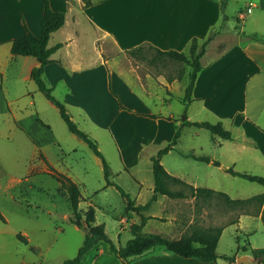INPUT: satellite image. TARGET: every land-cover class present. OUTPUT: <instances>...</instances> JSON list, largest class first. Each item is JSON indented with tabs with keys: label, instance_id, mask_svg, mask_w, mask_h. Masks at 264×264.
<instances>
[{
	"label": "crops",
	"instance_id": "0c3cea01",
	"mask_svg": "<svg viewBox=\"0 0 264 264\" xmlns=\"http://www.w3.org/2000/svg\"><path fill=\"white\" fill-rule=\"evenodd\" d=\"M43 2L44 0H0V67L7 68L9 65H14L17 76L24 81H34L31 72L38 61L30 55H13L11 42L13 38L26 32L23 20L35 35L41 34ZM187 2L188 4L185 0H92L90 5H85L84 0H50L54 10L66 13V20L65 24L50 37L49 45L53 46L59 42L63 45L52 54V61L45 66L44 76L53 87L55 96L66 104L77 124L80 125L79 120L82 119L90 121L99 129H110L111 138L119 147L127 168L138 164L143 157H147L152 163L151 157L172 141L175 125L187 126L182 125L185 118L190 121H222L224 126L231 130L233 136L231 139H222L214 135L213 141L216 145L214 153H203V146L199 143H193L190 149L182 151L183 157L206 163L208 167L206 178L201 175L200 164H192L191 177L183 173L187 172L186 170L170 169L164 162V156L173 149L162 156L161 162L171 175L195 188H210L224 192L232 199H246L233 198L227 191V181H230L231 176H236L227 171V168L233 167L240 172L252 173L251 169L245 167L246 160L254 166L259 164L264 166V42L248 36L241 37L238 40V48L228 50L225 46L219 51L215 61L209 65H204L202 62V69L194 82L192 99L187 105L183 97L191 79L192 71L188 68L190 65L177 61L169 63L159 57L144 66L141 63L143 61H137L127 53V50L144 43H149L160 50L188 52L193 38L196 37L199 42H203L208 37L207 34L219 24L221 0ZM251 2L254 7L262 8L260 13L264 12V0ZM244 18L246 17L243 14L239 15V19ZM261 18L259 20L263 21L264 14ZM256 28L254 34L264 35L262 25L259 24ZM142 67L146 68L142 69ZM187 75L189 80L184 81ZM153 82L162 90L159 98L164 103L161 107L157 104L154 107L145 104L136 91V86L139 84L145 93L158 95L152 89ZM177 99L184 110L192 111V114H185L183 117L182 109L178 110L173 105ZM151 114L157 117H152ZM39 130L40 124L36 122V126L29 131L34 140ZM89 132L92 133L90 130ZM94 137L98 139L96 135ZM179 143L178 141L177 145ZM249 149H259L262 154L254 153ZM220 150L230 152L231 156L222 159ZM188 154L209 156L211 160L206 162ZM215 160L220 164L217 165ZM210 167L214 168L210 169ZM78 184L81 189V184ZM139 185L149 191L151 198L154 194L155 182L147 184L140 181ZM169 186L173 190L182 189L186 196L172 198L158 194L152 204L160 202V211L151 212L152 204L149 209L142 211V214L148 217L143 231L151 219L160 222L161 226L153 227L152 230H155L153 232H144L179 238L192 225H200L201 222L204 224V221H207L205 227L223 226L221 222H216L220 218V213L213 202L217 196L205 199L194 195L189 187L183 189V184L170 182ZM111 187H114V184H106L103 188ZM136 202L140 203L137 200ZM124 204L126 207L125 201ZM228 205L227 215L225 212L224 218L227 217V221L232 222L233 206ZM250 206L251 212L234 213V222H241L240 215L249 216L253 222L247 229L249 241L240 246L264 247V200L256 208H253L254 204ZM141 218V214L135 211L127 212L125 209L117 225L116 242L107 229V223L97 220L96 210V223L105 224L107 234L117 246L126 244L120 243L126 231H129L133 237L131 224L140 223ZM5 222H8L7 218ZM2 225L0 224L1 253L6 251V243L2 241L4 236H1L6 229ZM14 233L18 234L17 231ZM20 233L27 238L28 242L25 244L31 248L27 252L16 248L25 255L19 260H11L5 264H60L67 259L62 257L63 259H57L59 263H49L48 258L41 255L42 261H36L34 255L40 254L35 251L38 244L33 243L27 230ZM85 234L86 232H82V237H79L77 244H74L77 253L83 244ZM245 254L251 255L250 250L242 249L236 261ZM219 255L216 261L205 262L196 257L182 256L164 246H156L142 255L133 257L130 263L234 264L236 262L224 257L228 255L220 253ZM255 262L261 264L258 260ZM83 264L129 263L116 256L107 242H101L87 252Z\"/></svg>",
	"mask_w": 264,
	"mask_h": 264
},
{
	"label": "rangeland",
	"instance_id": "374dc122",
	"mask_svg": "<svg viewBox=\"0 0 264 264\" xmlns=\"http://www.w3.org/2000/svg\"><path fill=\"white\" fill-rule=\"evenodd\" d=\"M187 1L185 0L186 4ZM251 1L253 0H228L225 10L226 19H223L221 13L217 26L220 30L209 43V50L202 58L204 65L215 61L219 51L225 46L228 50L238 48V40L241 37H251L257 25L264 27V20H259L264 14V12L260 13L262 8L253 6V9L248 11L247 6ZM240 14L246 18L239 19ZM148 54L153 55L152 52ZM168 62L171 63V60ZM141 63L144 66L148 64L146 61ZM144 68L146 67H142ZM188 68L192 71V66ZM17 75L14 65H9L7 68L0 67V209L8 219L7 223L0 219V224L6 229L1 235L4 236L2 241L6 243V251L0 252V264L22 258L25 253L19 251L20 249L25 252L30 250L31 247L14 233L23 230H27L33 243L38 244L35 251L40 254L34 255L36 261H42L41 255L48 258L49 263H59L57 259H63L62 257H75L77 248L74 244H77L79 237H82V232H86V211L91 204L97 210V220L107 223L108 231L117 242V225L120 216L125 213L122 193L115 185L110 189L103 188L107 181L102 160L83 139L68 129L59 109L38 89L34 81H24ZM185 80H189L188 75ZM151 85L158 95L145 93L139 84L136 86V91L145 104L153 107L157 104L161 107L164 103L159 98L162 94L161 87L155 82ZM173 105L178 110L182 109L183 117L185 114H192V111L185 112L178 99ZM176 116L181 118L179 114ZM79 121L81 124L78 125L82 130L92 137L95 135L98 137V139L94 138L98 141L100 150L111 168L110 180L128 192L133 199L146 203L150 199V193L147 189L141 188L139 182L144 181L148 184L154 181L151 161L143 157L138 164L127 168L119 147L111 138L109 128L99 129L88 120ZM36 122H39L40 130L34 140L29 131L36 126ZM180 128V143L164 156L165 164L170 169L186 170L187 172L183 173H187L189 177H191L192 164H200L201 175L206 178L208 172L206 163L183 157L182 151L190 149L193 143H199L203 146V153H214L216 149L214 134L207 128L195 125L180 126ZM249 150L262 154L259 149ZM220 151L222 159L231 156L228 151ZM245 162V167L251 169L250 172L264 176L263 165L254 166L249 164L248 160ZM49 170L69 175L81 184L83 194L79 204L81 217L75 216L68 194L61 190L59 180L50 174ZM226 184L227 191L233 198H248L264 192V184L239 176H231ZM182 188L186 190L185 186ZM213 202L220 213V218L216 222H221L223 225L218 252L236 261L237 255L242 253L240 245H245L249 241L247 229L253 222L247 215H240V223L234 222L235 214L251 212V206L235 208L232 205V222H228L227 217L224 218L229 206L227 202L220 196ZM152 205L151 212L160 211V202H154ZM258 205L259 203L255 202L253 208ZM202 224L203 222L200 226L207 225V221ZM155 226H161V223L151 219L144 231L153 232ZM129 237H132V234L126 231L120 243L125 244ZM251 264L258 263L251 262Z\"/></svg>",
	"mask_w": 264,
	"mask_h": 264
},
{
	"label": "trees",
	"instance_id": "16d2710c",
	"mask_svg": "<svg viewBox=\"0 0 264 264\" xmlns=\"http://www.w3.org/2000/svg\"><path fill=\"white\" fill-rule=\"evenodd\" d=\"M84 2L85 5H90L92 0H84ZM227 2L228 0H221L220 2V10L224 20L226 19L225 10L227 7ZM65 20L66 13L64 11L54 10L51 7L50 0H44L41 34L35 35L27 26L26 21L23 20L26 32L12 39L11 53L13 55H30L37 59L38 64L33 67L31 77L37 84L38 89L59 109L61 117L67 124L68 129L83 139L95 152V154L101 158L107 184H114L120 190L124 197V201L126 202V211H135L138 214H141L142 218L140 223L133 222L131 224L133 237L130 238L125 245L117 246L107 234L105 224L96 223L95 207L93 205H89L86 211V234L83 244L80 246L75 257L67 258L60 264H83V260L87 252L101 242H107L111 251L129 264H131L130 260L133 257L142 255L156 246H164L166 249L185 257H196L205 262L216 261L220 256L217 247L221 233L223 231V226L218 225L205 227L195 224L192 225L185 233H183L181 237L169 238L160 233L144 232L143 227L148 217L143 215L142 211L149 209L152 202L157 199L158 194H165L172 198L186 196L182 189H171L169 186L170 182L180 183L185 187H189L192 190V193L197 197H203L207 199L208 197L220 196L223 197L228 204L237 207L250 206L255 202L261 204L264 200V193L254 195L246 199H232L224 192L215 191L213 189L204 187L195 188L182 181L180 178L171 175L162 164L161 158L164 154L174 149L177 145L181 136V128L179 125H175V134L172 141L151 157L155 185L154 194L146 203H137L128 192H126L117 184L113 183L110 180V165L100 150L97 140L88 132L82 130L79 127L77 122H75L73 119L66 104L55 96L53 93V87L49 85L44 76L45 66L52 61V54L63 45L61 42L56 43L53 46L49 45L50 37L53 32L57 31L65 24ZM219 30V28H213L208 37L203 42H199L196 37L193 38L188 52L178 50H160L149 43H144L127 50V53L130 57L136 59L137 61H146L148 63H152L154 60L161 57L167 61H177L182 64H188L192 66L191 79L186 87L185 96L183 97V100L187 105L192 99V90L197 74L203 66L201 61L202 57L206 53L209 43L219 33ZM251 37L255 40L264 42V35L254 34ZM149 52H152L153 55H149ZM121 106L125 107L123 104H121ZM150 116L157 117L154 114H151ZM168 118L173 119L172 117ZM182 125H195L198 127L207 128L214 135L219 136L222 139H231L233 136L231 130L227 129L222 121H190L185 118ZM188 155L206 162L211 160L209 156H197L195 154ZM215 163L217 165L220 164L218 160H215ZM227 171L244 179L264 184V176L262 175L240 172L235 170L233 167L227 168ZM49 173L59 180L61 184V190L68 194L75 216L81 217L79 212V204L82 199V193L79 184L66 174L57 172L55 170H49ZM0 219L6 221V218L1 210ZM17 237L24 243L28 242L27 238L21 233H18ZM242 249L244 251L250 250L251 255L256 260H258L259 263L264 264V247L247 248V246H242ZM225 257L230 258V256Z\"/></svg>",
	"mask_w": 264,
	"mask_h": 264
},
{
	"label": "water",
	"instance_id": "95a60500",
	"mask_svg": "<svg viewBox=\"0 0 264 264\" xmlns=\"http://www.w3.org/2000/svg\"><path fill=\"white\" fill-rule=\"evenodd\" d=\"M78 223H79V221H78ZM238 261H240V262H255L256 259L249 254H245L243 256L238 257Z\"/></svg>",
	"mask_w": 264,
	"mask_h": 264
},
{
	"label": "built area",
	"instance_id": "2783aa9c",
	"mask_svg": "<svg viewBox=\"0 0 264 264\" xmlns=\"http://www.w3.org/2000/svg\"><path fill=\"white\" fill-rule=\"evenodd\" d=\"M253 6V3L251 2L250 4H249V7H248V11H251L252 10V7ZM234 264H250V263H248V262H240V261H236Z\"/></svg>",
	"mask_w": 264,
	"mask_h": 264
}]
</instances>
